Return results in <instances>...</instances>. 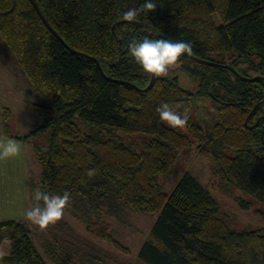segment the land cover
I'll use <instances>...</instances> for the list:
<instances>
[{"label":"trees","instance_id":"obj_1","mask_svg":"<svg viewBox=\"0 0 264 264\" xmlns=\"http://www.w3.org/2000/svg\"><path fill=\"white\" fill-rule=\"evenodd\" d=\"M35 1L70 48L95 57L105 75L139 88L151 74L128 45L145 37L191 42L192 55L228 64L248 77L239 63L264 71V0H154L156 10L131 23L121 19L123 12L145 0ZM0 38L41 98L31 101L40 119L34 129L11 133L5 107L3 130L18 141L32 138L41 167L38 189L49 195L67 191L71 202L65 212L92 237L123 248L103 216L120 218L132 210L154 215L136 252L146 264H264V226H239L189 171L169 192L158 182L173 172L178 152L195 145L212 159L222 191L236 187L247 196L237 199L240 207L248 208L252 199L264 206V120L254 128L244 124L252 105L264 98L263 79L244 80L226 67L183 55L146 91L113 82L92 58L71 52L29 0H0ZM223 53L230 59L221 58ZM200 97L218 104L207 122L196 112ZM162 103L180 105L182 115L190 108L186 126L161 121L156 109ZM259 112L264 103L249 124ZM89 169L94 176L86 174ZM255 210L264 219V210ZM47 229L50 239L40 251L25 221L0 220V246L8 241L0 264H48L44 255L53 264H102L77 242L53 233H71L63 217Z\"/></svg>","mask_w":264,"mask_h":264},{"label":"rangeland","instance_id":"obj_2","mask_svg":"<svg viewBox=\"0 0 264 264\" xmlns=\"http://www.w3.org/2000/svg\"><path fill=\"white\" fill-rule=\"evenodd\" d=\"M213 17L215 21H218L216 15ZM220 57L225 60L230 59L225 53ZM213 58L218 57L214 56ZM257 62L258 60L253 58V63L256 64ZM239 64L248 69L250 76H264V71L261 69L249 68L247 63L243 62ZM175 67L176 65L171 66L170 69ZM185 86L192 88L190 83ZM38 100L41 98L33 92L28 79L21 73L15 59L0 38V141L7 143L11 140L20 147V152L17 155L0 159V220L25 221L29 225L31 238L41 251L42 244L50 239L52 231L33 225L25 216L26 211L32 206L31 191L33 189L36 191L39 186L41 167L33 149L32 138L29 139L30 142L29 140L18 141L5 133L2 124L4 108L7 107L9 116L5 121L10 132L18 135L27 134L28 131L34 129L40 120L31 104V101ZM217 108L218 104L207 97H200L196 103V112H199L201 120L205 122L211 116L210 113H213ZM211 167L212 159L207 155L200 154L195 145H192L188 151L178 152L173 172L165 178L160 176L158 182L164 191L169 192L183 172L189 171L207 187L210 194L218 200L229 215L234 217L239 226L263 227L264 219L255 209L264 210V206L252 199L248 208L240 207L237 199H247V196L236 187L228 192L222 191L220 181L214 175ZM63 218L71 226V233L69 234L66 230L53 233L63 239L77 242V245L82 246L83 251H88L91 255L99 258L102 264H146L140 261L136 252L149 230L154 215L127 210L120 218L110 215L103 216L112 236L121 243L123 248L112 245L108 240L92 237L85 230L84 224L68 212H65ZM5 241L7 244L8 241ZM3 252H6L5 246L0 249V255ZM44 257L48 264H53L45 255Z\"/></svg>","mask_w":264,"mask_h":264},{"label":"clouds","instance_id":"obj_3","mask_svg":"<svg viewBox=\"0 0 264 264\" xmlns=\"http://www.w3.org/2000/svg\"><path fill=\"white\" fill-rule=\"evenodd\" d=\"M157 4L154 0H145L139 8H129L123 12L121 19L126 22H133L141 15L156 10ZM130 55L143 68L146 73L157 77L167 76L169 68L174 66L181 56L193 54L191 42L172 39H149L145 37L142 41H132L128 45ZM180 105L162 103L156 109L161 121L166 122L174 128H183L188 122V115L191 109L185 107L181 114ZM20 152L19 145L9 140L7 143L0 141V159L17 155ZM89 177L95 175L94 169L86 173ZM35 204L26 211L28 221L41 229L55 224L65 214V209L70 206L71 196L65 191L63 195H49L37 189L34 192Z\"/></svg>","mask_w":264,"mask_h":264},{"label":"water","instance_id":"obj_4","mask_svg":"<svg viewBox=\"0 0 264 264\" xmlns=\"http://www.w3.org/2000/svg\"><path fill=\"white\" fill-rule=\"evenodd\" d=\"M29 2L33 5V7L35 8L36 12L38 13V15L40 16L42 22L44 23V25L73 53H76V54H79V55H83V56H86V57H90L93 59V61L96 63L97 67L99 68V70L102 72V74L104 75V77H106L107 79H110L111 81L113 82H117V83H124V84H128V85H133L135 86L134 84H132L131 82L129 81H125V80H121V79H117V78H112V77H109L107 75H105L103 73V71L101 70V67L99 65V62L98 60L93 57V56H89L87 55L86 53L84 52H80V51H77V50H74L72 48H70L63 40L62 38L60 37V35L55 31V29L49 24V22L47 21V19L45 18V16L43 15V13L41 12L38 4L36 3L35 0H29ZM184 56L192 59L193 61L197 62V63H201V64H205V65H211V66H214V65H219V66H223V67H226L228 69H230L232 71V73L237 76L238 78H241V79H244V80H248V81H252V80H255L257 78H261L264 80V76L262 75H255V76H251V77H248V76H245V75H242L240 74L239 72H237L233 66H230L228 64H221V63H217L215 61H212L210 59H206V58H201V57H197L195 55H191V56H188L187 54H185ZM154 79H155V75L151 74L150 75V79H149V82L147 83L146 86L142 87V88H139L137 86H135L137 89L141 90V91H146L148 90L152 85H153V82H154ZM264 103V98L261 99V100H258L257 102H255L252 107L250 108V110L248 111L245 119H244V124L247 125L249 128H253L254 126H256L257 122L259 119H257L256 121H254L253 123L249 124L248 123V120L251 116V114L255 111V109L260 105ZM261 117V116H260ZM259 117V118H260ZM264 117V115H263ZM263 133H264V127L262 129V132L260 134V138H261V141L262 143L264 144V137H263Z\"/></svg>","mask_w":264,"mask_h":264},{"label":"flooded vegetation","instance_id":"obj_5","mask_svg":"<svg viewBox=\"0 0 264 264\" xmlns=\"http://www.w3.org/2000/svg\"><path fill=\"white\" fill-rule=\"evenodd\" d=\"M263 115H264V112H259V113L256 115L254 121H256L257 119H259L258 122H257V124H256V126H258V124L260 123L261 120H264ZM260 116H261V117H260ZM259 117H260V118H259ZM254 121H253V122H254ZM250 124H251V123H250ZM256 126H254V127H256ZM254 127H253V128H254Z\"/></svg>","mask_w":264,"mask_h":264},{"label":"crops","instance_id":"obj_6","mask_svg":"<svg viewBox=\"0 0 264 264\" xmlns=\"http://www.w3.org/2000/svg\"><path fill=\"white\" fill-rule=\"evenodd\" d=\"M4 244H6V241L4 240L3 241V243L1 244V246H0V249L2 248V247H6V252H3L1 255H5L6 253H7V251H8V242H7V244L6 245H4ZM143 263V262H142Z\"/></svg>","mask_w":264,"mask_h":264}]
</instances>
